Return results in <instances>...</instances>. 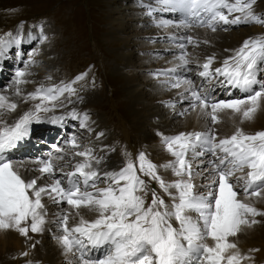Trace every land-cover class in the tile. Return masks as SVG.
Here are the masks:
<instances>
[{
    "label": "snow or ice",
    "instance_id": "obj_1",
    "mask_svg": "<svg viewBox=\"0 0 264 264\" xmlns=\"http://www.w3.org/2000/svg\"><path fill=\"white\" fill-rule=\"evenodd\" d=\"M139 2L146 9L150 26L165 32L171 28L216 32L240 24L264 25V17L254 11L255 0ZM157 39H167L179 49L173 67L152 73L156 78L165 77L161 84L166 89L181 90L178 100L166 106L175 110L177 103L186 104L177 115L198 112L206 122L205 129L172 136L158 132L172 157L160 166L143 151L135 159L124 151L121 167L102 168V164L107 165L105 156H98L93 146L82 145L80 136L72 133L64 147L53 145L55 154L33 160L35 168L28 169L10 153L30 137L33 123L63 125L70 119L78 122L79 129L94 131L88 112L75 107L68 110V105L83 101L80 91L86 86L88 73L58 84L41 83L25 93L21 86L33 82L29 77L31 69L39 65L36 57L42 54L41 46L51 43L45 26L31 25L25 34L21 23L15 33L0 36L3 58L14 46L19 48L25 42L35 45L27 53L28 59H21L24 67L17 68L11 82L0 91V230H14L27 239H31L30 232L43 234L47 197L61 207L56 221L59 235L54 238L67 264H251L249 253L259 250L243 252L237 238L261 222L257 217L264 218V209L252 200H264V130L250 134L237 127L230 136L220 137L213 126L221 123L220 113L225 110L238 115L243 123L264 107V80L259 75L264 71V35L246 39L219 67H213L215 55L203 64L197 61L196 75L204 82L199 85L186 74L193 71L188 46L196 47L200 42L178 31ZM16 55L21 57L19 51ZM212 81L245 95L217 98L215 87L205 89V83ZM20 101L33 103L9 122L7 117L16 112ZM58 110L64 111L57 115ZM104 136V132L96 133L97 140ZM100 150L105 155L116 151L107 145ZM76 157L82 159L72 165L73 171L65 172L66 158ZM159 167L170 170L176 179L166 180ZM29 171L39 175L28 176ZM82 209L95 213V218L86 219ZM73 217H79L78 222L70 224ZM21 256H28V252Z\"/></svg>",
    "mask_w": 264,
    "mask_h": 264
},
{
    "label": "rangeland",
    "instance_id": "obj_2",
    "mask_svg": "<svg viewBox=\"0 0 264 264\" xmlns=\"http://www.w3.org/2000/svg\"><path fill=\"white\" fill-rule=\"evenodd\" d=\"M138 3L135 0H0V36L9 31L15 33L17 26L21 23L24 25L25 34L31 25L43 23L45 32L51 40L50 44L41 46L42 54L36 57L39 65L31 69L34 71L32 76L35 78L30 79L29 77L33 82L22 85L23 91L25 93L34 91L41 84L39 81H46L45 85L58 84L61 80L71 81L82 73H88L86 86L80 91L83 101L73 106L78 111L86 108L85 111L91 117V127L94 129L92 133L81 130L77 121L71 125L33 123L30 137L22 141L19 147L28 140L30 147H35L34 151L23 147L24 150L14 155L13 152L18 151L17 147L10 153L13 160L24 161L28 169H33L35 166H27L33 164L32 159L44 158L50 153L55 154L52 146L64 147V141L71 133L80 136L82 145L95 147L96 133L99 130L105 133V136L99 140L103 139L105 145L114 147L116 151L105 155V152L98 149L96 153L98 156H105V159L110 162L114 159L115 164L121 167L125 159L124 151L131 153L133 159L143 151L150 160L160 166L166 163L167 159L172 158L163 156L167 151L161 142V137L157 135L158 132L172 136L181 131L205 129L206 122L198 115V112L189 111L184 119L182 118L185 115H175L171 118V113L175 110L167 107L166 103L170 100L177 101V93L181 90L164 89V92L161 91L160 86L155 85L160 84L165 77L161 76L159 79L152 73L173 67L176 63L174 56L178 54L179 49L167 39H157L166 37L172 32L169 29L165 32L150 26V19L144 15L146 9L141 8ZM261 4H264V0H255L253 8L258 16L264 17V7H260ZM218 32L230 33L229 38H225L229 41L232 38L237 39L233 41L236 42V49H238L246 39L264 35V25L240 24L228 26L227 31L218 29L216 32L207 28H193L184 30L182 34L179 33L180 35H192L200 42L198 46L189 45L187 49L193 60L191 65L193 71L186 75L192 78L197 85L204 82L196 75L198 70L196 62L203 64L205 59L201 57H209L210 51L215 55L213 49L218 50V45H222V38L214 36ZM204 40L209 43L205 44ZM33 47H35L34 44L25 42L19 48L14 46L9 50L7 59H10V62L0 69V91L11 82L16 69L24 67L21 59L27 60V53ZM226 48L220 49L225 50ZM17 51L21 53V57H17ZM125 53L130 55V58ZM167 57L171 59L168 60ZM215 57L213 67H219L222 62L216 55ZM162 59L166 62L162 63L165 68H158ZM259 75L260 79L264 80V71H261ZM48 76H51L52 80L46 79ZM93 81L95 86H93ZM214 87L216 88L215 95L220 99L242 98L245 95L238 92L239 89L221 88L216 81L205 83L206 90ZM229 91H231V96L228 95ZM13 99L19 100L14 96ZM159 100L162 102L157 103ZM32 103L31 101L28 103L20 101L16 112L7 117L8 121L16 119L23 112V108L26 105L30 108ZM141 105H145L147 110H143ZM184 106L187 107L186 104H176V108ZM261 109L256 112L252 120L243 123L238 115L225 110L220 113L221 123L213 127L220 137L230 136L237 127H242L245 132L254 134L264 130V112ZM56 114L59 115L58 111ZM39 129L45 132L36 133ZM34 132L35 135H33ZM41 140L45 143L38 144L37 142ZM163 157L164 160L161 162ZM25 160L31 161L26 162ZM67 163L68 167L64 169L65 172L72 170L74 164L70 159ZM108 165L109 162H107ZM159 168L160 174L166 180L176 179L170 170ZM27 173H30V176L39 175L34 171ZM196 182L201 183L200 178H197ZM103 186V184L100 185V187ZM152 187H156L159 191L154 183ZM252 200L258 208L264 209V200L256 198ZM46 205L48 208L47 225L43 234L37 235L30 232L31 239L22 236L23 242L18 243L16 247L14 245L17 239L15 237L6 238L7 231L0 230V264H27L28 261L32 264H67L64 255H58L52 263L47 262L50 250L48 252V250L38 248L39 245L60 248L54 237L59 235L56 221L61 207L53 204L49 199ZM64 208H67V205H64ZM86 215L85 218L89 219L96 214ZM73 218L70 221L79 219V217ZM256 219L261 222L247 228L254 231V236L238 245L245 253H249L250 249H258L259 251L249 253L253 257L251 264H264V218L257 217ZM20 236L18 233V237ZM33 244L35 248L32 247ZM25 251L28 252V256H21V253Z\"/></svg>",
    "mask_w": 264,
    "mask_h": 264
},
{
    "label": "bare ground",
    "instance_id": "obj_3",
    "mask_svg": "<svg viewBox=\"0 0 264 264\" xmlns=\"http://www.w3.org/2000/svg\"><path fill=\"white\" fill-rule=\"evenodd\" d=\"M135 1H137V2H139V0H135ZM153 2V0H144V3H152ZM140 3V2H139ZM138 3V4H139ZM135 4V3H134ZM260 7H264V4H261L260 5ZM259 8V7H258ZM257 12V11H256ZM124 27V26H123ZM170 30V32H179L180 34H182L183 33V31H184V29H180V30H177V29H174V28H171V29H169ZM186 31V30H185ZM168 32V31H167ZM138 36V35H137ZM214 36H217V37H220V38H222V45L220 44V45H218V47H219V49L217 50V49H213V53L217 56V58L220 60V62H223V60L225 59V58H227L229 55H230V53H233V51L236 49V47H237V44H236V42L235 41H233V40H236L237 41V39H234V38H232V40H228V38H229V36H230V33H224V32H218V33H216ZM241 36H243V35H241ZM225 37H228L227 39L225 38ZM241 38V37H240ZM215 39V38H214ZM218 39V38H217ZM219 40V39H218ZM220 42V41H219ZM226 43H228V45L226 44ZM222 47H227L226 49L228 50V51H225V50H222V49H220V48H222ZM232 49H231V48ZM209 51V50H208ZM207 51V52H208ZM196 52H197V50H196ZM201 52V51H200ZM211 52V51H210ZM208 53V54H211L210 56H212L213 54L212 53ZM194 53V52H193ZM126 54V53H125ZM196 55H197V53H195ZM126 55H128V54H126ZM232 55V54H231ZM129 56V58H130V55H128ZM198 56V55H197ZM132 57V56H131ZM156 58V57H155ZM168 58V60L169 59H171V57H167ZM201 58H203V59H205L206 60V58L207 57H201ZM10 59H7V58H3V57H0V69H3V67L4 66H6V63H9L10 61H9ZM132 61V60H131ZM162 63H166L165 62V60H161L160 62H159V64H158V68H165L164 66H163V64ZM32 72H34L33 70H31ZM144 76L146 77V74L144 73ZM31 78H35V76H32V77H30V79ZM160 79V78H159ZM34 80V79H33ZM35 81V80H34ZM39 83H46V81H43V82H40L39 81ZM155 86H160V88H161V91H163L164 92V89H166L164 86H162V84L160 83V84H157V85H155ZM179 91V90H178ZM90 100V99H89ZM164 100V98L162 99V101ZM162 101H158L157 103H160V102H162ZM170 101H173V100H170ZM135 105H137V104H135ZM159 105V104H158ZM73 106V105H72ZM72 106H68V110H70L71 108H72ZM73 107H75V106H73ZM143 110H147V108H145V105H141L140 106ZM159 107H160V105H159ZM27 108V109H26ZM161 108H163V107H161ZM185 108V106L184 107H177V108H175V112L174 113H171V111H170V113H171V118H173L175 115H177V113H179V112H181L183 109ZM29 109V107H27V105L23 108V112L24 111H26V110H28ZM172 109V108H171ZM86 110V108L85 109H83V111H85ZM261 110H263V112H264V107L261 109ZM62 111H64V110H58V113L59 114H61V112ZM174 111V110H173ZM23 112H21V114H19V115H22L23 114ZM19 117V116H18ZM17 117V118H18ZM185 117H187V115H185L182 119H184ZM264 120V119H263ZM13 121V120H12ZM75 121H72V120H68L66 123H67V125H71V123H74ZM40 132H45L44 130H42V129H39V130H37L36 131V133H40ZM98 132H99V130H98ZM35 132L33 133V135H35L36 134ZM179 132H177V133H174V134H178ZM72 134V133H71ZM38 144L39 143H45L44 142V140H41V141H38L37 142ZM95 145V147H94V149H95V152L97 153L98 152V149L100 150L102 147H103V144L105 145V142H104V140L102 139V140H96L95 141V143H94ZM23 147H26L27 149H33V151H34V149H35V147L33 146V147H30V143H29V141L27 140V141H25L24 142V145H22V146H18V148L16 149V150H18L17 152L16 151H14L13 153H14V155H18V153H20V151H22V150H24L23 149ZM62 147V146H61ZM36 152H39V151H36ZM100 154V153H99ZM103 155V154H102ZM165 155L167 156V157H171L170 155H169V153H165L164 152V157H165ZM164 157L163 158H161V162H163V160H164ZM166 158V157H165ZM172 158V157H171ZM37 159V158H36ZM67 160H69V158H66ZM80 159H82V158H80V157H76L74 160L73 159H70V160H72L74 163L76 162V161H79ZM32 160H35V159H32ZM167 160H169V159H167ZM14 161H18V160H14ZM26 162H29V161H31V160H25ZM106 161L107 162H109V165L107 166V165H101V167L103 168V167H108V168H110V169H118L116 166H118L119 167V165H117V164H115V160L113 159L111 162L108 160V159H106ZM24 162V161H23ZM65 161H61L60 163H64ZM24 166H25V164H24ZM27 166H35L34 164H30V165H27ZM26 167V166H25ZM27 168V167H26ZM35 168V167H34ZM33 168V169H34ZM74 169L72 168V170H70V171H73ZM158 170H160V168L158 169ZM20 171L22 172V173H24V168H21L20 169ZM162 171V170H161ZM37 172H35V174H36ZM28 176H30V173H26ZM163 174V173H162ZM33 176V175H32ZM39 183V182H38ZM165 199L167 200V197H165ZM47 201H48V198L47 197H45V202H46V204H47ZM91 212H88L86 209H82L81 210V214L82 215H84V216H87L86 214H90ZM95 214V213H94ZM93 218H95V215H93ZM93 218H89V219H93ZM72 220L74 219V218H71ZM76 222H78V220H74V221H70V223H76ZM7 232H6V238H9V237H15L17 240H16V242H15V245L14 246H16L17 247V245H18V243H22L23 241V239H22V236H20V237H18V233L16 232V231H14V230H6ZM38 235V234H37ZM252 236H254V231H252V229H247L243 234H240L239 236H238V238H237V242L238 243H241V242H245V241H248ZM257 240V239H256ZM255 241V240H254ZM45 242V241H44ZM57 242V241H56ZM210 242V241H209ZM41 244L43 245V242H41ZM52 246V245H51ZM59 246V245H58ZM55 246H53V248L51 247V248H49V247H47V246H45V245H43V246H41V245H39V247L38 248H43L44 250H48V252H49V250H50V253H49V255L47 256V262H53L54 261V259H56L57 257H58V255L60 256V255H63L62 254V250L60 251L59 249H61V248H54ZM35 248V247H34ZM241 249H243V248H241ZM52 250V251H51ZM40 251V250H39ZM42 254H43V252L42 251H40Z\"/></svg>",
    "mask_w": 264,
    "mask_h": 264
}]
</instances>
